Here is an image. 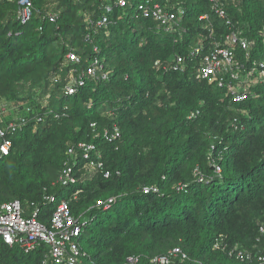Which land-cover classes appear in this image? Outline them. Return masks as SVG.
I'll return each instance as SVG.
<instances>
[{
  "label": "trees",
  "instance_id": "obj_1",
  "mask_svg": "<svg viewBox=\"0 0 264 264\" xmlns=\"http://www.w3.org/2000/svg\"><path fill=\"white\" fill-rule=\"evenodd\" d=\"M32 1L34 15L22 23L18 2L0 0V98L27 105L9 153L0 151V208L20 200L49 225L56 202L45 197L71 199L85 221L82 264H154L175 248L182 255L171 264H264V84L235 102L227 86L196 77L201 58L191 54L237 31L254 42L250 59L237 45L238 59L248 68L263 61L264 0H221L226 19L211 0H159L183 10L174 31L144 16L138 0H56L55 21L49 0ZM108 4V24L98 27ZM70 50L79 63L66 64ZM94 57L109 78L65 94L70 72ZM115 126L121 136L110 142L105 131ZM79 142L94 143L105 168L88 174L80 161L82 179L64 187L67 149ZM111 197L109 208L98 205ZM236 246L252 257L238 258ZM48 255L45 244L26 253L0 237V264H44Z\"/></svg>",
  "mask_w": 264,
  "mask_h": 264
},
{
  "label": "built area",
  "instance_id": "obj_2",
  "mask_svg": "<svg viewBox=\"0 0 264 264\" xmlns=\"http://www.w3.org/2000/svg\"><path fill=\"white\" fill-rule=\"evenodd\" d=\"M15 1L20 5L19 20L22 23L29 22L35 11L33 1ZM136 1L115 0V3L121 7H130ZM211 2L213 11L221 18L226 19L228 15L222 1L211 0ZM137 7L144 16L152 17L167 31H174L180 25L181 14H183L182 9L173 11L168 5H162L159 0H138ZM105 10L102 18L96 23L98 27H105L108 24V13L112 11V6L110 4L105 5ZM49 17L51 21L57 19L56 14H49ZM200 18L201 20H208L209 15L204 14ZM262 35H264V27ZM253 44L254 42L242 36L240 32L232 31L224 37L223 43L214 42L204 55L202 53L205 48L203 44L194 48L191 54L201 58L196 77L207 80L210 83H216L220 87L227 86L235 102L243 101L247 98L252 86L259 83L264 84V60L261 62L254 61L253 65L248 68L237 57L236 48L239 45L247 51L248 59H250V50ZM80 60V56L74 50H70L66 56V64L79 63ZM176 62L179 65H183V57L178 56ZM104 67L102 61L94 57L81 73H77L75 69L72 70L64 86V93H76L88 78L92 80H107L110 70H106ZM23 122H25V118H21L17 122L8 123L6 126L0 125V151L3 154H8L11 147L8 135L20 128ZM92 126L95 127V124H92ZM120 136L121 131L117 126L114 127L112 132L109 130L105 131V137L110 142ZM66 155L67 157L57 181L58 184L64 187L75 185L82 179V177L78 176L80 161L84 162L82 169L86 170L88 174L103 171L105 168L102 152L94 143L79 142L70 145ZM220 171V167H217V172ZM105 176L109 177L110 172H106ZM151 190L158 191L157 188H145L144 191L148 193ZM77 194L75 193L73 198H76ZM45 198L56 202L49 225L38 220V209H34L30 213L31 205L29 204H23L20 200L4 203L0 208V237L8 245L18 246L26 253L32 252L40 245L45 244L49 248V255L44 264H82L80 263L82 252L78 239L82 233L85 221L73 214L70 204L71 199L57 201L55 196L50 195ZM115 201L116 197H111L107 201L100 200L98 205L104 204L105 208H109ZM261 232L264 233V225L261 226ZM231 253H236L241 260L252 257L251 253L240 250L238 246L234 247ZM179 254L182 255L181 250L175 248L165 255L155 257L153 262L154 264H171L173 258ZM183 257L185 258L186 255H183ZM259 260L264 261V255Z\"/></svg>",
  "mask_w": 264,
  "mask_h": 264
},
{
  "label": "rangeland",
  "instance_id": "obj_3",
  "mask_svg": "<svg viewBox=\"0 0 264 264\" xmlns=\"http://www.w3.org/2000/svg\"><path fill=\"white\" fill-rule=\"evenodd\" d=\"M57 2L56 0H49V3L46 5V10L48 13H54L56 11ZM53 85L51 86V88ZM37 88H35L36 90ZM28 93V90H27ZM62 94V93H60ZM59 94V95H60ZM26 96V92L23 94ZM45 96L42 97V100L45 104H48L50 102V94H44ZM23 105L20 106L18 104H15L13 101H6L4 99L0 98V123L5 126V123H11V122H17L19 121L24 115L25 109L23 107H26V103H22Z\"/></svg>",
  "mask_w": 264,
  "mask_h": 264
}]
</instances>
